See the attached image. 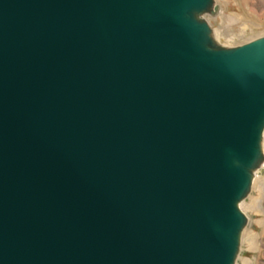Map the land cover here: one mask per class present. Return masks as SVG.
Returning <instances> with one entry per match:
<instances>
[{
  "label": "water",
  "instance_id": "water-1",
  "mask_svg": "<svg viewBox=\"0 0 264 264\" xmlns=\"http://www.w3.org/2000/svg\"><path fill=\"white\" fill-rule=\"evenodd\" d=\"M217 0H0V264H237L264 165V35Z\"/></svg>",
  "mask_w": 264,
  "mask_h": 264
},
{
  "label": "rangeland",
  "instance_id": "rangeland-1",
  "mask_svg": "<svg viewBox=\"0 0 264 264\" xmlns=\"http://www.w3.org/2000/svg\"><path fill=\"white\" fill-rule=\"evenodd\" d=\"M217 3L221 6V13L217 17L208 16V19L222 44L236 46L264 35V0H217ZM263 189L264 165L257 172L252 191L242 203L249 221L237 264H264Z\"/></svg>",
  "mask_w": 264,
  "mask_h": 264
},
{
  "label": "bare ground",
  "instance_id": "bare-ground-1",
  "mask_svg": "<svg viewBox=\"0 0 264 264\" xmlns=\"http://www.w3.org/2000/svg\"><path fill=\"white\" fill-rule=\"evenodd\" d=\"M250 41H251V40H250ZM248 42H249V41H248ZM261 190H262V188H261ZM263 190H264V189H263ZM257 198H258V197H257ZM259 198H262V197L259 196ZM259 198H258V199H259ZM258 199H257V200H258ZM262 199H263V198H262ZM256 202H257V201H256ZM253 203H254V202H253ZM257 204H258V203H257ZM257 204H256V205H257ZM252 205H253V204H252ZM254 205H255V204H254ZM259 205H260V204H259ZM252 208H253V207H252ZM259 208H260V207H259ZM258 212H259V210H258ZM261 212H262V211H261ZM255 236H256V235H255ZM254 238H255V237H254ZM250 239H252V238H250ZM253 240H254V239H253ZM254 241H255V240H254ZM245 263H246V262H245Z\"/></svg>",
  "mask_w": 264,
  "mask_h": 264
}]
</instances>
